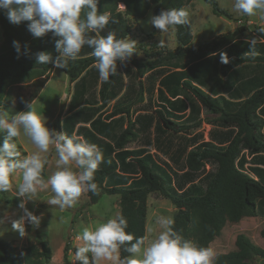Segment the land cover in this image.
Here are the masks:
<instances>
[{
  "label": "trees",
  "instance_id": "1",
  "mask_svg": "<svg viewBox=\"0 0 264 264\" xmlns=\"http://www.w3.org/2000/svg\"><path fill=\"white\" fill-rule=\"evenodd\" d=\"M191 1L99 0L98 12L109 14L110 23L87 35L99 38L113 31L117 38L127 39L149 9L157 15L183 9ZM204 1L214 13L226 14L216 0ZM26 25L10 23L0 11V107L9 112L11 86L35 80L44 84L51 74L54 64H37L36 54L59 55L55 49L59 37L51 32L34 37ZM173 27L177 49L136 45L141 53L124 63L117 61V73L108 82L100 78L93 49L87 45L61 69L71 90L58 119L60 132L95 144L104 155L94 174L99 194L86 192L89 202L96 203L103 194L119 195L117 217L127 219L126 231L134 236L133 242L136 237L146 239L151 193L170 201L175 208L174 230L198 246L208 247L227 225L245 218L261 220L259 234L264 239V32L260 31L264 27L241 24L196 45L185 25ZM136 29L144 34L141 27ZM253 38L257 55L244 56ZM13 41L20 43L19 56ZM222 52L228 56L227 64L221 61ZM202 114L213 116L206 139L202 131L190 133L201 126ZM4 135L0 133V142ZM19 152L24 158L25 151ZM0 201L15 204L4 195ZM68 250L66 242L62 264H68ZM119 256L130 254L121 246ZM256 257L264 258V248L238 233L234 248L215 253L213 264H251ZM50 258L51 249L44 241L17 248L0 238V264H47Z\"/></svg>",
  "mask_w": 264,
  "mask_h": 264
},
{
  "label": "clouds",
  "instance_id": "2",
  "mask_svg": "<svg viewBox=\"0 0 264 264\" xmlns=\"http://www.w3.org/2000/svg\"><path fill=\"white\" fill-rule=\"evenodd\" d=\"M98 3L99 0H0V11L12 24L27 22V30L34 37H42L49 32L59 37L55 41L59 55L53 58L47 51L37 53V64L51 62L56 68L66 69L69 60H75L87 45L93 49L100 78L108 82L110 76L117 73V61L124 63L129 60L136 52L137 43L129 38H117L113 31L99 38L87 35L103 31L110 23L109 14L98 12ZM82 9L85 10L83 18ZM234 9L246 15L258 12L264 19V0H235ZM111 22L115 23V20ZM148 22L165 33L172 26L188 23V13L184 9H166L151 16ZM260 31L264 32V28ZM160 43L163 46V41ZM256 43L253 38L244 56L254 58L257 55L254 50ZM13 46L19 56V41H13ZM220 58L225 64L229 62L226 53H220ZM25 106L27 111L15 115L0 107V133H5L0 142V192L12 188V177L20 170L22 176L17 192L28 201L35 199L38 189H48L49 185L55 195L47 201L48 204L62 209L73 207L82 193L98 195L94 174L104 162L103 152L95 144L48 127L46 118L37 111L33 101L25 102ZM21 134L29 138L37 149L22 159L13 139ZM50 146H54L58 155L57 170L45 181L42 173L48 160L41 153L48 152ZM73 164L78 170L73 169ZM19 207L23 215L13 222L12 227L23 237L25 223L39 227L41 217L30 211L23 201ZM157 223L162 231L143 250L145 239L136 237L133 242L134 236L126 231L128 222L123 216L108 219L94 228L85 227L77 237L82 239L83 246L76 249L75 259L81 264H100L102 260L113 264H213L214 251L183 239L174 230L173 219L158 217ZM121 246L130 256L120 258Z\"/></svg>",
  "mask_w": 264,
  "mask_h": 264
},
{
  "label": "rangeland",
  "instance_id": "3",
  "mask_svg": "<svg viewBox=\"0 0 264 264\" xmlns=\"http://www.w3.org/2000/svg\"><path fill=\"white\" fill-rule=\"evenodd\" d=\"M216 1L218 7L223 9L231 20L226 19L221 14L214 13L211 4L204 0H192L184 6L183 9L188 13V23L184 25L191 31V41L194 45L207 42L218 34L231 31L241 24H245L249 28L264 27V19H261L260 13L246 15L237 12L234 9L235 0ZM118 8L122 10L123 5H118ZM151 16H153V12L152 9H149L145 16L137 21V26L141 27L145 33L153 31L154 27L148 22ZM154 30V33L152 32L150 36L142 34L139 38L140 40H137V45L148 46L150 43H154L157 46H161L160 42L163 41V46L169 49H177L179 47L173 26L165 33H161L155 28ZM2 40L0 27V43ZM136 52L141 53L137 49ZM42 83L41 80H35L11 86L8 90L9 100L7 103L10 112H7L10 115H15L18 112L27 111L28 109L25 107L16 112L19 108L25 106V102H28L30 97L37 93L33 100L34 107L46 118L48 127L55 128L60 132L58 119L63 116L69 97L70 86L68 78L61 69L54 67L44 86ZM39 88L41 89L39 90ZM202 118V124L199 129L192 130L190 133L202 131L203 137L206 139L207 132L212 125L210 119L213 116L202 114ZM15 142L17 147H19L18 151H25L26 155L37 151L35 145L23 134L15 138ZM133 146L134 144H129V147ZM41 155L48 160L43 176V179L47 181L57 170L56 160L58 155L54 146H50L49 151L41 153ZM72 167L74 170H78L74 164ZM21 176L20 170H17L12 177V188L6 192H0V198L4 195L7 198L15 199L14 205L0 201V238L10 242L17 248H22L29 244L39 246L40 241L46 242L51 249V258L47 264L63 263L62 249L65 243L68 242V264H81L80 261H76L75 253L72 251L74 247L83 246L82 239H77V237L81 235L85 227L94 228L99 223L116 218L119 214V195L103 194L96 203L91 204L85 192L82 193L73 207L62 209L59 206L48 204L47 201L55 195L51 191L50 185L48 189H38L34 200L28 201L25 197L19 196L17 185L21 182ZM22 201L30 211L41 217L39 227L25 223V235L23 237L12 227L13 222L18 221L23 215V210L19 207ZM174 211L175 208L170 201L164 199L159 193L149 194L146 219L148 241L146 246H142V250L148 247L150 242L162 231V228L157 223V218L167 217L172 219ZM260 227L261 220L256 218H245L238 224L227 225L222 234L212 241L207 248H211L214 253L229 251L234 248L235 237L238 233H244L255 245L264 248V239L259 234ZM250 263L264 264V258L256 257ZM100 264H113V262L102 260Z\"/></svg>",
  "mask_w": 264,
  "mask_h": 264
},
{
  "label": "crops",
  "instance_id": "4",
  "mask_svg": "<svg viewBox=\"0 0 264 264\" xmlns=\"http://www.w3.org/2000/svg\"><path fill=\"white\" fill-rule=\"evenodd\" d=\"M119 5H122V4H119ZM138 20H139V19H138ZM138 20H137V21H138ZM137 21H136V22L134 23V25H133V29H132L133 34H132L130 37H128L129 39L136 41V43H137V40H140L139 38H140V36L142 35V34H141L140 32H138V30L136 29V27H139V26H137ZM143 32H144V31H143ZM144 34H148V33H145V32H144ZM128 38H127V39H128ZM54 67H55V66H54ZM54 67H53V68H54ZM48 78H49V77H48ZM67 78H68V77H67ZM47 80H48V79H47ZM47 80H46V82H47ZM68 81H69V80H68ZM46 82H45V83H46ZM45 83L43 84V86L45 85ZM43 86H42V87H43ZM69 86H70V87H69V94H70V90H71V84H70V83H69ZM42 87H41V88H42ZM41 88H40V89H41ZM40 89H39V90H40ZM39 90H38V91H39ZM38 91H37V92H38ZM36 96H37V93H36ZM36 96H35V97H36ZM35 97L33 98V100L35 99ZM68 99H69V97H68ZM33 100H32V101H33ZM25 107H26V106H25ZM25 107H24V108H25ZM147 241H148V233H147V225H146V239H145V244H144L145 246H146V244H147Z\"/></svg>",
  "mask_w": 264,
  "mask_h": 264
},
{
  "label": "water",
  "instance_id": "5",
  "mask_svg": "<svg viewBox=\"0 0 264 264\" xmlns=\"http://www.w3.org/2000/svg\"><path fill=\"white\" fill-rule=\"evenodd\" d=\"M223 17H225L226 19H228V20H231L230 19V17L228 16V15H226V14H221Z\"/></svg>",
  "mask_w": 264,
  "mask_h": 264
}]
</instances>
